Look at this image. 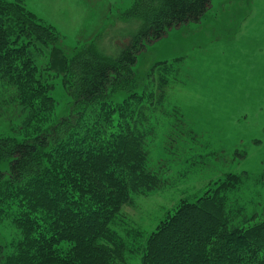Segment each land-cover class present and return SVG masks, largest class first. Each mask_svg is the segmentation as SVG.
<instances>
[{
	"label": "trees",
	"instance_id": "1",
	"mask_svg": "<svg viewBox=\"0 0 264 264\" xmlns=\"http://www.w3.org/2000/svg\"><path fill=\"white\" fill-rule=\"evenodd\" d=\"M212 3L133 0L121 15L137 28L117 39L108 57L93 46L68 56L64 36L24 0H0V97L22 106V128L34 133L22 141L0 138V162L7 164L0 168V225L12 231L11 242L0 245V264H127L131 249L114 228L123 207L168 179L148 166L147 134L123 107L147 97L158 103L162 95L136 91L113 105L110 89H136L140 53L170 30L200 22ZM38 44L50 46L42 70L34 57ZM53 73L63 75L70 98L61 117ZM145 100L139 116L148 113ZM79 124L105 131L76 133ZM243 178L229 173L204 194L181 198L133 250L141 264H264V218L255 220L234 200Z\"/></svg>",
	"mask_w": 264,
	"mask_h": 264
},
{
	"label": "rangeland",
	"instance_id": "2",
	"mask_svg": "<svg viewBox=\"0 0 264 264\" xmlns=\"http://www.w3.org/2000/svg\"><path fill=\"white\" fill-rule=\"evenodd\" d=\"M132 2L24 0L41 21L64 36L60 46L68 56L93 46L108 57L113 56L117 39L137 28L138 23L121 15ZM48 49L36 45L34 57L41 70ZM134 71L136 89L111 87L110 103H122L136 91L162 95L158 103L155 98L144 99L148 113L142 116L138 105L144 100L133 101L123 110L147 134L148 166L168 180L146 194L134 195L123 207L114 228L131 249L127 264H141V254L133 250H139L181 198L204 194L212 181L229 173L245 177L234 194L236 203L254 212L255 220L263 219L264 0H213L200 22L174 28L149 44ZM53 75L61 117L68 114L70 98L62 85L63 75ZM96 107L102 111L105 105ZM25 116L14 98L0 97V138L31 139L34 133L22 128ZM93 127L84 129L79 124L76 133L105 131L103 126ZM6 167V161L0 162V168ZM11 236L10 228L0 225V245L9 244Z\"/></svg>",
	"mask_w": 264,
	"mask_h": 264
}]
</instances>
